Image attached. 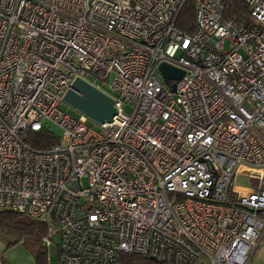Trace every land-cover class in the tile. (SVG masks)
Segmentation results:
<instances>
[{
    "label": "built area",
    "instance_id": "obj_1",
    "mask_svg": "<svg viewBox=\"0 0 264 264\" xmlns=\"http://www.w3.org/2000/svg\"><path fill=\"white\" fill-rule=\"evenodd\" d=\"M188 1L0 0V210L45 223L59 264H255L264 246V0H237L238 25L229 0H194L186 33ZM77 79L114 100L98 130L60 108Z\"/></svg>",
    "mask_w": 264,
    "mask_h": 264
},
{
    "label": "trees",
    "instance_id": "obj_2",
    "mask_svg": "<svg viewBox=\"0 0 264 264\" xmlns=\"http://www.w3.org/2000/svg\"><path fill=\"white\" fill-rule=\"evenodd\" d=\"M195 1L189 0L183 7L177 21L178 27L192 33L195 28ZM225 18L235 24L248 23L249 12L241 2L229 0ZM34 146L47 148L55 144L56 139L49 133L43 132L33 137ZM47 234V225L43 222L32 220L26 215L9 210H0V235L11 240L8 247L13 245L23 246L34 258L35 264H50L48 260V248L43 239ZM7 247V248H8ZM117 264H165L150 257L137 254H126Z\"/></svg>",
    "mask_w": 264,
    "mask_h": 264
},
{
    "label": "water",
    "instance_id": "obj_3",
    "mask_svg": "<svg viewBox=\"0 0 264 264\" xmlns=\"http://www.w3.org/2000/svg\"><path fill=\"white\" fill-rule=\"evenodd\" d=\"M160 70L167 82L171 79L178 80L183 76L182 71L168 65H162ZM64 102L98 124L112 121L116 114L114 100L81 79H77L72 84L64 97ZM150 259L156 260L154 257Z\"/></svg>",
    "mask_w": 264,
    "mask_h": 264
},
{
    "label": "rangeland",
    "instance_id": "obj_4",
    "mask_svg": "<svg viewBox=\"0 0 264 264\" xmlns=\"http://www.w3.org/2000/svg\"><path fill=\"white\" fill-rule=\"evenodd\" d=\"M225 49L226 50L228 49V44L225 45ZM104 89H107V88L104 87ZM60 108L65 113H68L72 116L78 117L80 115V112L78 110H76L75 108H73L71 105H69L66 102H62L60 105ZM124 110L126 113H128L130 111V106L126 105ZM89 125L96 130L100 128L99 124L93 121L92 119L89 120ZM55 131L57 132L58 135L61 134V131L58 130L57 128H55ZM238 182L243 185H248V181L245 178L238 179ZM83 183L87 185V181H83ZM48 260L50 264H59L58 257H57V248L55 246H52L48 249ZM255 264H264V246L259 249L256 255V258H255Z\"/></svg>",
    "mask_w": 264,
    "mask_h": 264
},
{
    "label": "crops",
    "instance_id": "obj_5",
    "mask_svg": "<svg viewBox=\"0 0 264 264\" xmlns=\"http://www.w3.org/2000/svg\"><path fill=\"white\" fill-rule=\"evenodd\" d=\"M10 242L9 238L0 235V264H35L34 258L23 246L8 247Z\"/></svg>",
    "mask_w": 264,
    "mask_h": 264
}]
</instances>
